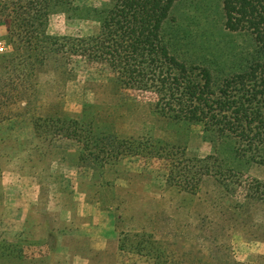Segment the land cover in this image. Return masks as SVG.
<instances>
[{
	"label": "rangeland",
	"instance_id": "1",
	"mask_svg": "<svg viewBox=\"0 0 264 264\" xmlns=\"http://www.w3.org/2000/svg\"><path fill=\"white\" fill-rule=\"evenodd\" d=\"M171 18L180 59L213 68L228 59L229 43L236 54L251 43L224 28L221 0H179ZM97 30V22L65 13L47 27L51 35ZM5 34L0 24V52ZM111 77L79 58L66 70L49 66L38 100L14 104L15 116L0 123V264H152L119 249L126 233L151 235L168 264H264V202L247 196L264 181V164L236 157L202 125L160 115L151 93L122 89ZM114 137L154 152L127 153ZM209 155L215 159L189 161L192 173L208 170L190 188L167 182L170 158L183 166Z\"/></svg>",
	"mask_w": 264,
	"mask_h": 264
},
{
	"label": "trees",
	"instance_id": "2",
	"mask_svg": "<svg viewBox=\"0 0 264 264\" xmlns=\"http://www.w3.org/2000/svg\"><path fill=\"white\" fill-rule=\"evenodd\" d=\"M178 1L110 0L108 7H93L75 5L73 0H0V24L6 27L8 45L0 52V123L15 116L14 104L38 100V79L49 66L66 70L73 58H79L87 65L106 67L122 89L151 93L160 115L202 125L236 157L264 164V0H221L224 28L249 36L251 43L238 54L232 51L236 44L229 43L228 59L219 57L213 68L173 53L177 36L168 22ZM56 13L95 21L98 30L51 35L48 22ZM114 140L130 154L154 152L151 144ZM212 159L214 155L188 158L182 166L170 158L167 182L190 188L193 179L208 170L192 173L189 161ZM254 185L247 187V196L264 202V181ZM118 247L145 256L152 264H168V256L151 235L123 234Z\"/></svg>",
	"mask_w": 264,
	"mask_h": 264
},
{
	"label": "crops",
	"instance_id": "3",
	"mask_svg": "<svg viewBox=\"0 0 264 264\" xmlns=\"http://www.w3.org/2000/svg\"><path fill=\"white\" fill-rule=\"evenodd\" d=\"M48 32V31H47ZM50 34V33H49Z\"/></svg>",
	"mask_w": 264,
	"mask_h": 264
}]
</instances>
